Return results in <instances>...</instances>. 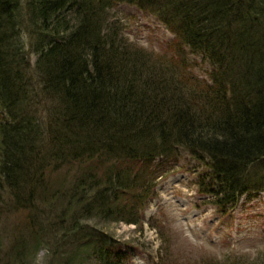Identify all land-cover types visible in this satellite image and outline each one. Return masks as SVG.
<instances>
[{
	"label": "trees",
	"instance_id": "obj_1",
	"mask_svg": "<svg viewBox=\"0 0 264 264\" xmlns=\"http://www.w3.org/2000/svg\"><path fill=\"white\" fill-rule=\"evenodd\" d=\"M125 5L171 31L163 54L124 39ZM180 149L220 215L264 193V0H0V206L25 231L127 264L81 222L136 226Z\"/></svg>",
	"mask_w": 264,
	"mask_h": 264
},
{
	"label": "rangeland",
	"instance_id": "obj_2",
	"mask_svg": "<svg viewBox=\"0 0 264 264\" xmlns=\"http://www.w3.org/2000/svg\"><path fill=\"white\" fill-rule=\"evenodd\" d=\"M108 18L117 21L120 33L136 51L159 56L174 38L154 16L137 6L115 8ZM28 41L25 37L33 68L36 57ZM255 170L249 173V185ZM201 171L191 155L180 149L176 166L155 182V196L140 211L136 226L97 219L81 224L107 241L111 257L120 253L128 258L127 264H264V193L243 194L232 211L220 215L211 198L199 194L196 179ZM64 179L65 175L48 172L51 187ZM40 208L53 212L49 199L42 198ZM25 221L22 214L0 206V264H97L90 249H81L74 242L60 243L61 233L38 240L22 228ZM19 245L25 252L23 263L15 261Z\"/></svg>",
	"mask_w": 264,
	"mask_h": 264
}]
</instances>
